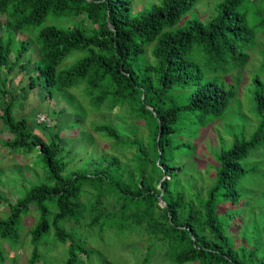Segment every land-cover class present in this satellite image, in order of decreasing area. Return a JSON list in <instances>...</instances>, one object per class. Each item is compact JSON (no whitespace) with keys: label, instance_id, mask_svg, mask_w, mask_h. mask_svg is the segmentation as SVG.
<instances>
[{"label":"trees","instance_id":"obj_1","mask_svg":"<svg viewBox=\"0 0 264 264\" xmlns=\"http://www.w3.org/2000/svg\"><path fill=\"white\" fill-rule=\"evenodd\" d=\"M201 1L153 0L137 8L136 0H0V97L6 77L20 69L29 74L24 92L37 89L49 100L80 88L81 122L86 101L97 113L124 107L139 123L127 132L91 129L114 149L134 151L129 161L103 155L72 168L80 153L63 146L61 133L43 138L16 115V100L6 102L0 120L12 139L0 145L38 158L45 177L40 181L37 171L38 182L26 186L22 176L14 203L0 191L9 208L0 217V264L25 255L26 264H49L45 255L54 249L62 264H109L89 242L94 232L117 240L137 234V243L119 251L121 259L136 255L135 264H264L256 240L246 246V230L236 237L243 210L262 203H253L257 196L246 185L258 168L244 161L254 153L260 155L252 160H264V0H212L208 20L197 12ZM241 95L251 99L254 132L199 154L212 125Z\"/></svg>","mask_w":264,"mask_h":264},{"label":"rangeland","instance_id":"obj_2","mask_svg":"<svg viewBox=\"0 0 264 264\" xmlns=\"http://www.w3.org/2000/svg\"><path fill=\"white\" fill-rule=\"evenodd\" d=\"M146 1L153 2V0H136L137 6H139L137 8H141L142 3H146ZM211 2L212 0H202L197 8V12L200 13L202 17L206 15L208 16L207 20L215 15V11L212 8L213 6L210 4ZM64 23L67 22H60L62 25H64ZM3 24L4 21H2L0 25L2 26ZM259 33L261 34V32ZM18 38L20 40L28 39L27 36L21 34H18ZM258 45L264 47V34L259 36ZM32 51L35 55L37 48L33 47ZM25 59H27V57H25ZM35 59H38L37 55H35ZM7 73L8 71L3 72V76ZM6 79L7 81L5 85L2 87L7 95L4 96V98L0 97V114L2 113V109L6 105V102L14 99L17 102L15 108L16 115L18 117L26 116L29 119L30 127L34 129L35 133L49 140L50 134L54 135L56 132H60L64 139L63 146H66L69 150H77V152L80 153L77 161L72 164V168L73 166H80L87 158H96V156L115 155L121 158L124 162L131 159L134 151L122 148L114 149V142L112 140L104 138L99 134L91 133V129L97 125H112L123 132L136 128V125H139V123L126 113L127 110L123 109L124 107L117 108L114 112H107V110L104 109L100 113H97L92 111L91 105L88 102L84 101L83 108L80 110L82 113L87 114V118L81 122L75 115L77 100H84L83 98L78 97L82 93L80 88H72L68 95H66V100L61 99L59 96L49 100L41 93L37 95V89L24 92V88L29 83V74L26 71L23 72L20 71V69H16L8 76V78L6 77ZM243 82L245 83L244 80ZM245 89L246 85L244 86V89L242 88L239 90L240 94H243ZM69 95H73L75 98L70 101L69 99H71V97ZM242 96L243 95L238 97L236 103H234L233 107L227 112V115L222 120H219L212 125L209 133L198 146L199 154L202 153L208 156L209 153H207L205 146L210 144H212V151L214 152L218 148H230L237 137L243 133L250 136L254 132L258 120H256L253 115L255 112L252 108L251 99L249 97L245 99ZM64 109L65 111L62 112ZM39 112H43L50 116L53 122L49 126L38 125L36 115ZM43 128H46V131L43 130ZM141 128V133H144L146 136L148 134L147 127L141 126ZM126 135V137H131L130 134ZM9 139H12V135L0 120V140L7 141ZM203 147H205V149ZM259 155L260 153H254L251 158L244 161V164L249 165L252 163L253 166H257L258 168V171L247 178L246 185L249 189H252L257 196L254 197L253 203H256L259 199L262 203L258 205L251 204L248 209L245 208L243 210V214H241L244 218L243 228L238 231L236 237L240 240L246 230V246L253 247L255 244L254 241L256 240L259 247L264 249V168L262 169V167H264V160L260 161L257 159L258 161L256 162L252 160V158ZM204 161L208 165L212 164L209 157L204 158ZM84 166L85 165H83V167ZM41 169L42 166L38 158L36 159L35 156L26 157L21 156L19 153H11L7 148L0 145V191L6 194L7 199L12 203L20 197V192L24 191L22 176L25 177L24 183L27 186L29 182H38L39 178L36 172L39 171L42 173L40 175V181H42L45 177V173L43 170L40 171ZM258 179L263 180L262 182H259ZM249 209L250 211H248ZM8 212L9 208L7 205L0 202V217L6 216ZM251 214L253 215L251 216ZM28 230L29 227L25 229V233ZM94 234L90 237L89 242L103 254H101L102 258L107 260L109 264H135L136 262H139V258H136V255H130V252L124 253L126 258L121 259L119 255V251H122L121 249L130 244L137 243L139 239L137 234L130 233L127 237L118 240L111 235H106L101 239L96 235L94 237ZM254 234L257 235L255 236ZM140 243L144 244L145 242L142 241ZM50 249L51 248H48V250ZM55 250L57 249H54L53 251ZM30 251L27 252V255H29ZM53 251L48 252L45 255V257L49 259V264H62L57 256L58 252L55 253ZM22 252L23 250L19 253L21 254ZM51 258L58 260L50 261ZM18 260V263L13 262L14 259L8 256L6 263L4 264H26L28 256L25 255L20 259L18 258ZM40 264H44V262H41ZM98 264H104V262L102 261ZM153 264H156L155 258Z\"/></svg>","mask_w":264,"mask_h":264},{"label":"built area","instance_id":"obj_3","mask_svg":"<svg viewBox=\"0 0 264 264\" xmlns=\"http://www.w3.org/2000/svg\"><path fill=\"white\" fill-rule=\"evenodd\" d=\"M36 121L38 125H45V126H49L53 122L52 118L43 112H39L36 115Z\"/></svg>","mask_w":264,"mask_h":264},{"label":"water","instance_id":"obj_4","mask_svg":"<svg viewBox=\"0 0 264 264\" xmlns=\"http://www.w3.org/2000/svg\"><path fill=\"white\" fill-rule=\"evenodd\" d=\"M160 134H161V133H160ZM160 134H159V137H160ZM162 197H163V194L161 195L160 200H161V202H162L163 204H165V203L163 202Z\"/></svg>","mask_w":264,"mask_h":264}]
</instances>
